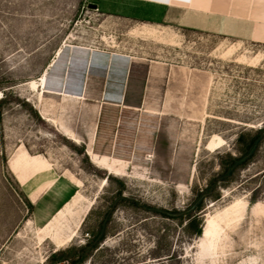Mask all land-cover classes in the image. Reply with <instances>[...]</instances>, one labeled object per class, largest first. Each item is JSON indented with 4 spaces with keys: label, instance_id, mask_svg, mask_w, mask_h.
<instances>
[{
    "label": "rangeland",
    "instance_id": "obj_1",
    "mask_svg": "<svg viewBox=\"0 0 264 264\" xmlns=\"http://www.w3.org/2000/svg\"><path fill=\"white\" fill-rule=\"evenodd\" d=\"M97 2L0 0V264H66L101 228L81 264H264V43ZM43 74L78 96L41 99Z\"/></svg>",
    "mask_w": 264,
    "mask_h": 264
},
{
    "label": "crops",
    "instance_id": "obj_2",
    "mask_svg": "<svg viewBox=\"0 0 264 264\" xmlns=\"http://www.w3.org/2000/svg\"><path fill=\"white\" fill-rule=\"evenodd\" d=\"M97 5L98 10L106 15L140 19L155 25H173L184 29L224 34L239 37L245 41L264 43V0H98ZM142 23V25L149 26L148 23ZM141 28L133 29V31H139ZM84 49L88 48L84 47ZM35 82H37L35 88L32 87V82L29 83V86L38 91L41 99L45 93L63 94L64 97H76L79 94L70 90L60 92L58 89L47 87L45 74ZM45 119L54 125H61L56 118ZM70 136L76 137L73 134ZM92 139L94 140L95 137ZM92 139L89 142L87 154L92 162L105 161L104 168L109 171L108 168L112 160L108 156L103 158L102 154L93 149L94 141ZM17 156L18 154L16 157L14 156V160L17 161L15 167L21 168V171L18 173L12 171L11 160H9L8 166L19 182L26 185L29 182V168H32L29 167L30 163L28 165L27 163L31 161L29 158H25L24 154H21V157ZM116 162L118 163L119 160L116 159ZM23 164H26L25 168H22ZM32 170L41 172L34 168ZM43 186L33 193L36 195L33 201L38 199V195L43 192Z\"/></svg>",
    "mask_w": 264,
    "mask_h": 264
},
{
    "label": "trees",
    "instance_id": "obj_3",
    "mask_svg": "<svg viewBox=\"0 0 264 264\" xmlns=\"http://www.w3.org/2000/svg\"><path fill=\"white\" fill-rule=\"evenodd\" d=\"M244 157H236L233 161V164L242 162ZM149 208V207H148ZM160 212H164L160 210ZM191 218V216H190ZM102 228L99 231V235L94 236L93 239L88 240L84 245L80 247H69L64 250H58L56 255L58 258L55 259V262H65L66 264H81L85 261L94 251L97 249L103 240Z\"/></svg>",
    "mask_w": 264,
    "mask_h": 264
},
{
    "label": "bare ground",
    "instance_id": "obj_4",
    "mask_svg": "<svg viewBox=\"0 0 264 264\" xmlns=\"http://www.w3.org/2000/svg\"><path fill=\"white\" fill-rule=\"evenodd\" d=\"M32 84V87L33 88H35L36 87V85H37V82H32L31 83ZM157 118V117H156ZM124 135V134H123ZM127 136H129V135H127ZM120 137V136H119ZM123 138V137H122ZM151 143V142H150ZM224 145H226V140L222 137V136H220V135H218V134H213L210 138H209V140L207 141V143H206V149H208V150H210V151H214V150H217V149H219V148H221V147H223ZM144 151V150H143ZM120 153V152H119ZM141 155V154H140ZM148 157V156H147ZM143 160V159H142ZM141 160V161H142ZM116 165H117V162H116V158H113L112 159V161H111V163H110V166H109V171L111 172V173H113V174H116V173H118L119 171H118V169L117 168H115L116 167ZM138 166V165H137ZM121 170V169H120ZM145 170V169H144ZM120 173V172H119ZM118 173V174H119ZM122 174V173H121ZM75 235V234H74Z\"/></svg>",
    "mask_w": 264,
    "mask_h": 264
},
{
    "label": "water",
    "instance_id": "obj_5",
    "mask_svg": "<svg viewBox=\"0 0 264 264\" xmlns=\"http://www.w3.org/2000/svg\"><path fill=\"white\" fill-rule=\"evenodd\" d=\"M89 7L93 9H98V5L96 3H90Z\"/></svg>",
    "mask_w": 264,
    "mask_h": 264
}]
</instances>
